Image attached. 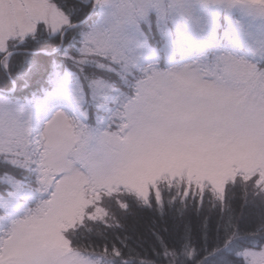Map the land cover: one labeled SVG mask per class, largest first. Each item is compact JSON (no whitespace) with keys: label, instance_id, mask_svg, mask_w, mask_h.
Segmentation results:
<instances>
[{"label":"snow or ice","instance_id":"snow-or-ice-1","mask_svg":"<svg viewBox=\"0 0 264 264\" xmlns=\"http://www.w3.org/2000/svg\"><path fill=\"white\" fill-rule=\"evenodd\" d=\"M32 7L43 14L20 29L22 38H12L13 25L0 43V255L8 256L33 205L51 195L37 190L44 187L39 169L21 167L16 153L31 156L59 145L72 171L87 172L106 162L117 122L116 131L126 136L172 124L217 143L242 137L257 122L264 129V0H37ZM42 40L50 44L43 55L26 47ZM250 179L245 203L264 204V177ZM189 183L217 201L223 235L207 247L208 218L205 247L194 244L190 228L180 249L155 234L161 251L156 260L141 256L140 264H264V223L241 231L228 180L215 175ZM154 191L136 193L135 203L164 215L163 197ZM184 192L186 207L188 186ZM175 202L173 196L168 205ZM203 203L201 194L198 210ZM118 207L128 212L131 204ZM97 212L101 221L108 216ZM103 251L81 253L79 264H128L121 247ZM4 264L70 261L50 252Z\"/></svg>","mask_w":264,"mask_h":264},{"label":"rangeland","instance_id":"rangeland-1","mask_svg":"<svg viewBox=\"0 0 264 264\" xmlns=\"http://www.w3.org/2000/svg\"><path fill=\"white\" fill-rule=\"evenodd\" d=\"M36 2L0 0V43L8 39L13 25L17 28L12 38H22L18 35L20 29L32 17L43 14L32 7ZM117 126L118 122L113 124L116 139L108 147L106 162L87 172L72 171L59 145L47 152L37 149L31 156L23 152L15 154L21 167L38 166L44 187L43 191L37 190L42 195L50 188L53 191L47 200L33 205L29 217L17 225L12 249L7 257L0 255V264L20 257L35 260L50 252L67 257L70 264H79L80 254L89 253L77 244L74 236L77 228L88 219L103 222L98 209L108 212L104 220L121 210L118 207L123 203L121 198L107 201L100 194L104 190L112 193L114 187L123 186L154 196V189L166 178L186 175L205 181L222 175L228 184L234 180L236 186L243 188L241 194L247 195L251 190L250 178L258 173L264 177V129L258 122L242 137L223 143H217L211 135L183 134L172 124L139 127L127 136L122 129L116 131ZM88 187L93 189L91 193H87ZM181 190L184 195L185 189ZM187 196L193 195L188 191ZM259 206L264 210V204L259 202Z\"/></svg>","mask_w":264,"mask_h":264},{"label":"trees","instance_id":"trees-1","mask_svg":"<svg viewBox=\"0 0 264 264\" xmlns=\"http://www.w3.org/2000/svg\"><path fill=\"white\" fill-rule=\"evenodd\" d=\"M85 18L82 16L81 20ZM50 46L49 43L41 41L37 43H29L26 47L37 55H43L44 51ZM239 184V183H238ZM179 185V187H177ZM188 186V191L192 197L187 196L186 207L180 203L184 197L183 190ZM161 187V188H160ZM159 193L163 197L165 204L164 215H161L155 207L143 208L135 203V196L125 190L120 189L113 194L111 198L106 199L118 200L131 204V209L128 212L119 211L116 215H111L103 222L88 219L74 233L79 246L87 251L90 256L104 254V246L109 249L115 244L121 247L125 255L128 257V264H140V257H148L156 260L155 251H161L160 245L156 240V235L159 234L170 248L180 249L183 244L184 233L187 228L191 229L193 242L198 247H205V228L204 221H207V247H213L218 235L222 236L223 232L219 229L221 217L217 201L209 194L208 190L200 192L194 184L189 185L185 178L174 181L170 185L162 183L158 186ZM243 189L241 186H236L233 183L228 184L227 198L231 203L232 208L239 214V225L243 233H251L255 231L261 223H264V210L256 204L245 203L242 195ZM179 193V195H177ZM203 194L204 203L202 209L198 210L195 201ZM153 196V194H151ZM155 196V193H154ZM176 197V202L168 205V201ZM183 211V216L181 212ZM113 216V217H112ZM117 221L123 224V227H117ZM106 222V223H105ZM249 240L241 241L240 243H250ZM76 243V242H75ZM126 246V247H124ZM76 247V246H75ZM84 251V252H85ZM161 264V261H158Z\"/></svg>","mask_w":264,"mask_h":264},{"label":"clouds","instance_id":"clouds-1","mask_svg":"<svg viewBox=\"0 0 264 264\" xmlns=\"http://www.w3.org/2000/svg\"><path fill=\"white\" fill-rule=\"evenodd\" d=\"M18 163V161H16ZM161 264H163V261H161Z\"/></svg>","mask_w":264,"mask_h":264}]
</instances>
